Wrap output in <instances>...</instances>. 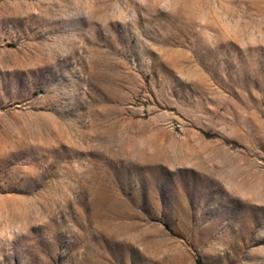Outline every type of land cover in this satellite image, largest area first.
Returning <instances> with one entry per match:
<instances>
[{
	"label": "rangeland",
	"instance_id": "rangeland-1",
	"mask_svg": "<svg viewBox=\"0 0 264 264\" xmlns=\"http://www.w3.org/2000/svg\"><path fill=\"white\" fill-rule=\"evenodd\" d=\"M0 131V264H264V0H0Z\"/></svg>",
	"mask_w": 264,
	"mask_h": 264
},
{
	"label": "crops",
	"instance_id": "crops-1",
	"mask_svg": "<svg viewBox=\"0 0 264 264\" xmlns=\"http://www.w3.org/2000/svg\"><path fill=\"white\" fill-rule=\"evenodd\" d=\"M3 139V137H2V133H1V131H0V143H1V140ZM164 190V189H163ZM163 196H167V193L165 194V192H164V194H163Z\"/></svg>",
	"mask_w": 264,
	"mask_h": 264
}]
</instances>
